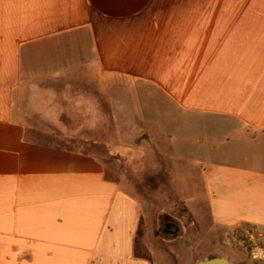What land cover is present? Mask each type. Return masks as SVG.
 I'll use <instances>...</instances> for the list:
<instances>
[{
  "label": "crops",
  "instance_id": "1",
  "mask_svg": "<svg viewBox=\"0 0 264 264\" xmlns=\"http://www.w3.org/2000/svg\"><path fill=\"white\" fill-rule=\"evenodd\" d=\"M85 112L134 151L193 119L210 257L239 232L264 258V0H0V264H163L106 163L39 140Z\"/></svg>",
  "mask_w": 264,
  "mask_h": 264
},
{
  "label": "rangeland",
  "instance_id": "2",
  "mask_svg": "<svg viewBox=\"0 0 264 264\" xmlns=\"http://www.w3.org/2000/svg\"><path fill=\"white\" fill-rule=\"evenodd\" d=\"M104 107L108 114V105ZM85 114L64 117L55 125L40 122L39 140L92 155L106 163L110 177L120 179L124 188L142 204L148 230L155 238L153 250L159 257L160 254L164 257L158 258L161 263L196 264L216 255L219 250L211 244L212 239L206 231L208 213L199 170L196 167L195 175L189 164L195 140L193 119L167 117L154 120L163 121L162 125L177 133L178 139L174 138L172 146L176 152L160 134L138 136L134 151L130 150L129 132L114 125V120L88 118ZM148 123L151 124L149 120ZM176 153L180 158L174 161L170 156ZM194 176L196 199L191 196ZM190 209L196 211V220ZM169 225L175 226L174 234L166 233ZM223 241H227L222 249L226 257H216H224L232 264H264V258H255L252 253L257 247L255 239H247L244 234L235 232L229 241Z\"/></svg>",
  "mask_w": 264,
  "mask_h": 264
},
{
  "label": "water",
  "instance_id": "3",
  "mask_svg": "<svg viewBox=\"0 0 264 264\" xmlns=\"http://www.w3.org/2000/svg\"><path fill=\"white\" fill-rule=\"evenodd\" d=\"M176 231V228L171 233L174 234ZM196 264H232L228 259L224 257H214L207 260H199L196 262Z\"/></svg>",
  "mask_w": 264,
  "mask_h": 264
},
{
  "label": "flooded vegetation",
  "instance_id": "4",
  "mask_svg": "<svg viewBox=\"0 0 264 264\" xmlns=\"http://www.w3.org/2000/svg\"><path fill=\"white\" fill-rule=\"evenodd\" d=\"M175 230V226L173 225H169L167 228H166V233H171L172 231Z\"/></svg>",
  "mask_w": 264,
  "mask_h": 264
}]
</instances>
